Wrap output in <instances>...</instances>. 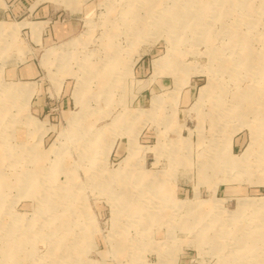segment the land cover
I'll use <instances>...</instances> for the list:
<instances>
[{
    "label": "rangeland",
    "instance_id": "obj_1",
    "mask_svg": "<svg viewBox=\"0 0 264 264\" xmlns=\"http://www.w3.org/2000/svg\"><path fill=\"white\" fill-rule=\"evenodd\" d=\"M263 90L264 0H0V264H264Z\"/></svg>",
    "mask_w": 264,
    "mask_h": 264
},
{
    "label": "bare ground",
    "instance_id": "obj_2",
    "mask_svg": "<svg viewBox=\"0 0 264 264\" xmlns=\"http://www.w3.org/2000/svg\"><path fill=\"white\" fill-rule=\"evenodd\" d=\"M132 1V0H131ZM128 4H129V2H128ZM139 4V3H138ZM150 4V3H149ZM128 6V5H127ZM135 6V5H134ZM143 6V5H142ZM158 6V5H157ZM145 7V6H144ZM184 7V6H183ZM203 7V6H202ZM130 10H132V9H130ZM165 11V10H164ZM167 11V10H166ZM175 11V10H174ZM130 12V11H129ZM155 12V11H154ZM123 13V12H122ZM121 13V14H122ZM133 13V12H132ZM124 14V13H123ZM149 14V13H148ZM154 14V13H153ZM173 15V14H172ZM139 16V15H138ZM154 16V15H153ZM152 16V17H153ZM162 16V15H161ZM170 17V16H169ZM161 18V17H160ZM141 19V18H140ZM138 20V19H137ZM154 20H157V19H154ZM127 22V21H126ZM156 22V21H155ZM154 22V23H155ZM157 24V23H156ZM133 26V25H132ZM128 27V26H127ZM42 28V27H41ZM32 29H34V28H32ZM245 40V39H244ZM73 43H76V40H74V42ZM245 43V42H244ZM239 54V53H238ZM49 55H57V56H61L62 55V53L61 52H56V50L55 49H51L50 51H49ZM253 57V56H252ZM166 59V58H165ZM247 59V58H246ZM254 61V60H253ZM166 61L164 60V59H161V60H157L156 61V64H158V66H161V65H163L164 63H165ZM255 62V61H254ZM166 64V63H165ZM226 65V64H225ZM223 66V65H222ZM221 66V67H222ZM226 67V66H225ZM242 67V66H241ZM247 67V66H246ZM256 67H258V66H256ZM262 67V66H261ZM233 68V67H232ZM261 70V69H260ZM259 70V71H260ZM238 71V70H237ZM229 72V71H228ZM237 77V76H236ZM257 78V77H256ZM260 80V79H259ZM212 82V81H211ZM213 83V82H212ZM211 84V83H210ZM250 88V87H249ZM249 90V89H248ZM264 91V90H263ZM262 92V91H261ZM253 93V92H252ZM255 93V92H254ZM237 94V93H236ZM264 94V93H263ZM236 96V95H235ZM255 97V96H254ZM256 99V98H255ZM260 99H262L261 97L259 98V99H257V100H260ZM239 106V105H238ZM262 107V106H261ZM252 111V110H251ZM259 113H260V111H259ZM258 115V114H257ZM263 119V118H262ZM263 125V124H262ZM261 126V125H260ZM264 128V127H263ZM254 130V129H253ZM261 136H263V134H261ZM262 144V143H261ZM262 147V146H261ZM263 150H262V155H263V158H264V140H263ZM261 150V149H260ZM258 152V151H257ZM247 153H249V151H247ZM247 153L244 155V156H242V158H241V160L240 159H237V160H239V161H241L242 162V160L243 161H245V159H246V155H247ZM239 163V162H238ZM239 168V167H238ZM135 204V203H134ZM243 204H245L244 202H242L241 201V205H243ZM259 205V204H258ZM254 217V216H253ZM260 220H261V218H260ZM262 221V220H261ZM259 222V221H258ZM256 225V224H255ZM250 235V234H249ZM252 236V235H251ZM247 237V236H246ZM248 238V237H247ZM249 239V238H248ZM237 243V242H236ZM246 244V243H245ZM244 246V245H243ZM253 246V245H252ZM248 247V246H247ZM258 247V246H257ZM256 247V248H257ZM244 248V247H243ZM14 249V248H13ZM15 251V253H17L16 251H17V249L16 250H14ZM12 253H14V252H12ZM12 255V254H11ZM18 255V254H17ZM14 258H17V257H14ZM263 263V262H262Z\"/></svg>",
    "mask_w": 264,
    "mask_h": 264
},
{
    "label": "crops",
    "instance_id": "obj_3",
    "mask_svg": "<svg viewBox=\"0 0 264 264\" xmlns=\"http://www.w3.org/2000/svg\"><path fill=\"white\" fill-rule=\"evenodd\" d=\"M34 10H35V8H34ZM36 10H37V16H44V15H46V14H45V13H46V10H45L44 7H40V8H38V9H36ZM29 27H31V29L34 28V29H32V30H33V32L35 33V31H36L37 29H39L38 32L40 31L42 25H41V23H39V22H31V23L29 24ZM36 32H37V31H36ZM29 71H30V73H31V70H30V69H29Z\"/></svg>",
    "mask_w": 264,
    "mask_h": 264
}]
</instances>
